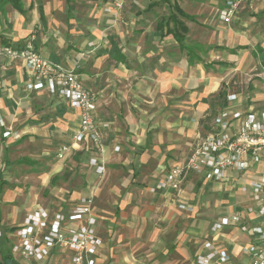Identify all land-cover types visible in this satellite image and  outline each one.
I'll list each match as a JSON object with an SVG mask.
<instances>
[{
	"label": "crops",
	"instance_id": "crops-1",
	"mask_svg": "<svg viewBox=\"0 0 264 264\" xmlns=\"http://www.w3.org/2000/svg\"><path fill=\"white\" fill-rule=\"evenodd\" d=\"M21 1L24 11L0 0V43L23 44L33 36L40 55L75 68L95 96L100 121L110 127L102 131V152L75 144L79 111L48 88L29 90L25 62L0 56V230L7 234L39 207L68 211L79 198L94 195L103 239L100 264H139L126 250L119 256L106 253L103 220L109 236L120 242L128 236L117 227L128 229L154 213L162 226L183 227L184 237H175L177 248L173 245L182 259L168 264H195L205 239L230 252L231 264H248L241 245L250 237L238 226L210 230L221 217L242 212L250 203L249 194L238 190L235 195L230 189L235 181L241 188L244 175L229 171L218 182L190 173L178 192L156 185L210 131L219 111L230 106L264 110V92L244 101L216 68L249 62L255 49L249 36L264 35V0H237L229 23L219 17L226 0H125L116 16L106 11L111 0ZM172 14L185 32L170 20ZM176 29L184 35L182 42L169 33ZM256 46L264 49V42L256 40ZM258 75L264 80V68ZM232 93L238 96L233 104L228 101ZM62 143L73 146L66 159L56 154ZM115 145L121 150L115 152ZM91 156L104 160L102 175L89 165ZM25 163L28 172H16ZM49 194L58 199L54 206L46 202ZM98 199L113 209L114 217L99 213ZM193 237L199 239L195 251L185 245ZM41 264H69V256Z\"/></svg>",
	"mask_w": 264,
	"mask_h": 264
},
{
	"label": "built area",
	"instance_id": "built-area-1",
	"mask_svg": "<svg viewBox=\"0 0 264 264\" xmlns=\"http://www.w3.org/2000/svg\"><path fill=\"white\" fill-rule=\"evenodd\" d=\"M124 5L125 0H111L106 10L119 13ZM237 7V0H226L219 13L220 19L231 22ZM33 39L31 36L23 44L0 43V56L25 62L31 74L26 83L29 90L48 88L68 99L79 111L80 129L73 135V142L102 152V131L108 129L110 123L100 121L93 92L84 85L75 68L40 55L34 48ZM237 98V94L232 93L228 101L233 104ZM0 125H4L1 116ZM72 148L71 143L60 144L57 157L66 159ZM113 150L118 152L121 146L115 145ZM89 165L98 175L105 172V162L100 157L91 156ZM229 171H236L246 178L241 184V192L249 194L250 203L242 212L221 217L210 230L217 233L227 226H238L250 237L241 245V252L249 257L248 264H264V110L230 106L219 111L210 131L199 138L185 160L165 170V178L156 188L169 187L178 192L190 173L220 182ZM180 207L185 206L181 204ZM94 210V195L79 198L68 211L39 207L7 234L0 230V237H6L12 259L20 264H34L33 261H47L59 255H68L69 264H100L103 239L98 232V217ZM231 260L230 252L217 246L212 239H205L195 256V264H231Z\"/></svg>",
	"mask_w": 264,
	"mask_h": 264
},
{
	"label": "rangeland",
	"instance_id": "rangeland-1",
	"mask_svg": "<svg viewBox=\"0 0 264 264\" xmlns=\"http://www.w3.org/2000/svg\"><path fill=\"white\" fill-rule=\"evenodd\" d=\"M42 1L44 0H36V5ZM107 8H109V6ZM112 14H114L115 16L117 15V13ZM248 19H250V15L248 16ZM263 38L264 35L260 36V34H254L252 37L249 36V39L247 41H249V43H252L255 49L253 50V52L250 51V60L245 65L226 62V64L224 65L217 64L216 67L218 70H221V75L224 77V82L228 81L230 84L229 87H233L229 88V90L231 92L236 91L237 93H241L244 101L250 100V96L251 98H259L263 96L264 80L258 74L261 72L262 68H264V49L260 50L261 47L256 46V40H259V42L262 43L264 42ZM54 156L56 155L54 154ZM43 166H45L44 162ZM22 167L23 169L20 170L16 168V172L25 173L28 172V168H30L26 163ZM26 167L27 169H25ZM96 180L100 182L102 180V177H98V179ZM234 183L235 185L231 184L230 189L233 190L232 193L236 195L238 194V190L241 191V188L236 181ZM57 184L61 185L62 181H59ZM226 195L227 194L224 195L225 198ZM44 197L46 199V202L49 200L52 202V206H54V202L58 201L57 197H55L53 194L45 195ZM97 206L99 213L103 214V216L111 215L112 217H114L113 209H110V207H108L101 199H98ZM159 217V214L154 213V215H150L147 218V221H143L141 224L134 225L131 223L132 225L129 226L128 229H125L121 226L117 227V231L118 233H120V235L124 234L128 236L125 239L126 241L123 239V241L120 242L116 241V237L113 240L109 236L110 231H107L108 229L105 226L106 220H103L104 224L101 225V233L105 238L109 239L107 240V249L109 251L106 250V253L111 256V251L113 250L114 254H118L119 256L122 251L126 250L135 257L134 261L139 264H168V261L170 260L177 258L182 259V256H180L179 253L175 252L178 242L175 243L174 240L175 237H184L182 236V234H184L183 227H181V224L179 227H177L175 223L171 225L169 223L168 226H162L164 225V222L160 221ZM208 226L209 224L206 223L205 228H207ZM158 229H161L162 231H158ZM7 230H9V228ZM192 239L193 240H190L185 245H187L188 247L192 246V250L195 251L198 246L199 239L194 240L195 237H193ZM173 245L176 247L175 250ZM9 246L10 244L8 242L6 243V245L4 244V246H2V248H4L3 251H8ZM115 258L118 259V257L116 256ZM192 258H194V255ZM1 261L2 257L0 255V263ZM42 262L46 263V261ZM33 263L41 264V262L36 261H33ZM22 264L25 263L23 262Z\"/></svg>",
	"mask_w": 264,
	"mask_h": 264
},
{
	"label": "trees",
	"instance_id": "trees-1",
	"mask_svg": "<svg viewBox=\"0 0 264 264\" xmlns=\"http://www.w3.org/2000/svg\"><path fill=\"white\" fill-rule=\"evenodd\" d=\"M2 3H4V4L5 3H11L14 8H16V9H18L20 11H24L23 4H22V1L21 0H2ZM170 20H172V22L174 24H176V26L177 25L179 26V24H180V27L182 28V31L183 32H185L187 30L186 27L184 26V24H182L181 22H179L174 14H172L170 16ZM161 26L162 25L160 24V27ZM169 33H172L178 39V41H180V42L183 41L184 35H183L182 32H179L177 29L174 32L172 30H169ZM0 239H2V241H4V243H2L1 246H4V244L6 245V243L8 241L6 239V237L4 236V237H1ZM3 249L4 248L1 249V253H2V256H1L2 257V261H1V263L7 264V263H9L12 260V257L10 255V251L9 250L8 251H3Z\"/></svg>",
	"mask_w": 264,
	"mask_h": 264
},
{
	"label": "water",
	"instance_id": "water-1",
	"mask_svg": "<svg viewBox=\"0 0 264 264\" xmlns=\"http://www.w3.org/2000/svg\"><path fill=\"white\" fill-rule=\"evenodd\" d=\"M7 264H20L19 261H17L16 259H12L9 263Z\"/></svg>",
	"mask_w": 264,
	"mask_h": 264
}]
</instances>
